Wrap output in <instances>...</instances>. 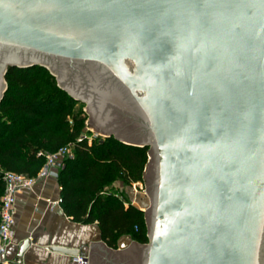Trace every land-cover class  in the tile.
Returning <instances> with one entry per match:
<instances>
[{"label":"water","instance_id":"95a60500","mask_svg":"<svg viewBox=\"0 0 264 264\" xmlns=\"http://www.w3.org/2000/svg\"><path fill=\"white\" fill-rule=\"evenodd\" d=\"M33 65L89 102L63 71L90 86L99 67L135 108L106 102L132 135L87 125L151 156L148 242L48 250L77 264H264V0H0V102L9 67Z\"/></svg>","mask_w":264,"mask_h":264},{"label":"trees","instance_id":"16d2710c","mask_svg":"<svg viewBox=\"0 0 264 264\" xmlns=\"http://www.w3.org/2000/svg\"><path fill=\"white\" fill-rule=\"evenodd\" d=\"M6 80L0 102L1 170L35 175L45 161L39 151L74 142V153L64 158L57 177L64 212L74 221L97 223L110 247H118L123 235L148 242L144 211L106 186L142 181L149 145L128 144L114 136L77 141L86 115L76 112L77 99L44 66H11ZM3 189L0 172V204Z\"/></svg>","mask_w":264,"mask_h":264},{"label":"crops","instance_id":"0c3cea01","mask_svg":"<svg viewBox=\"0 0 264 264\" xmlns=\"http://www.w3.org/2000/svg\"><path fill=\"white\" fill-rule=\"evenodd\" d=\"M60 197L61 186L56 176L39 179L31 189L18 193L15 233L5 255L7 259L13 261L19 242L27 237L31 244L24 253L23 264H76L73 256L50 251L47 245L80 247L90 257L92 240L103 241L99 226L72 220L64 212ZM133 240L121 236L118 248L130 246Z\"/></svg>","mask_w":264,"mask_h":264},{"label":"built area","instance_id":"2783aa9c","mask_svg":"<svg viewBox=\"0 0 264 264\" xmlns=\"http://www.w3.org/2000/svg\"><path fill=\"white\" fill-rule=\"evenodd\" d=\"M93 138L86 133H82L77 141L87 140L91 143ZM74 142H69L60 146L55 151H39L38 154L45 158L41 168L35 175H28L13 170H1L4 189L1 196L0 204V264H10L11 261L6 258L8 247L13 240L16 225V200L19 192L25 189H31L35 183L42 178L48 176L58 177L59 169L63 164V160L67 156H71L73 152ZM60 197L59 202L61 203ZM73 261L77 263L84 262L81 255L73 256Z\"/></svg>","mask_w":264,"mask_h":264},{"label":"flooded vegetation","instance_id":"af4514ba","mask_svg":"<svg viewBox=\"0 0 264 264\" xmlns=\"http://www.w3.org/2000/svg\"><path fill=\"white\" fill-rule=\"evenodd\" d=\"M98 68L94 67V66L91 67L93 73L94 72L95 73L93 74V78L90 80L91 81L90 82L91 83L90 86H87L85 84L86 80H85L84 76L79 75V74H71V72H70V74H68L67 73L68 72L67 69H65L63 71V77L66 80H69L68 83L73 85V87L75 89H77L76 92L79 94V96L83 95L84 97H89L90 102H89V100H85V101L82 100V101L87 104V107H88V111L87 112L89 114V119L91 121V125L93 124L97 129H99L101 127H109L110 125L114 124L115 126H117L121 130V132L124 135H132V134H130L131 130L128 131V129H129L128 127H129V125L131 123H129V124L120 123L119 124V122L117 120H114L115 117H116V115H115L116 113H114L113 110L111 109V107L107 106V104H106L107 101L115 102V103H117L118 105H120V106H122L124 108L128 106L131 110H133L135 108H134L130 98L128 97V95L125 92V90L121 87L122 85L117 84L116 82H114L112 80H107V79H105V77L102 78L96 72L97 70L100 71ZM55 77L57 78L56 75H55ZM81 79L84 80V81H82ZM57 81H58V84H59L58 78H57ZM63 89H65V88H63ZM65 90L70 95H72L67 89H65ZM129 101L131 103V106L128 105ZM89 107H92V109L94 111L93 116H92V114L89 111L90 110ZM136 126L137 127L135 129L140 128L141 130L135 132L136 134H134L133 136H136V138H141V139L144 138L145 139L146 138V133L144 132V129H143L144 127H143L142 123L139 121V122H137ZM126 131H128V133ZM132 132H134V131H132ZM109 136H114V134L109 135Z\"/></svg>","mask_w":264,"mask_h":264},{"label":"rangeland","instance_id":"374dc122","mask_svg":"<svg viewBox=\"0 0 264 264\" xmlns=\"http://www.w3.org/2000/svg\"><path fill=\"white\" fill-rule=\"evenodd\" d=\"M86 105L87 104L85 102L80 101V100H77L74 104V109L76 110V112H82L83 111L86 115L85 116L86 117L85 129H84L83 133H86L89 137L93 138V140L98 139L100 137H105L103 133L97 132L87 125L88 120H89V114H88L87 110L84 108V106H86ZM149 150H150V146H148V149H147V162H146L145 169H144V175H145L147 163L151 158ZM73 153H74V150L72 152V155H73ZM106 189L107 190H114L115 192H118V193L121 192L122 197L125 198L126 202H132V203L138 205L144 211L145 224H146L147 235H148V227H147V220H146V214L145 213L147 211V208L149 206H151V196L147 190V183H146L145 176H144L142 181H138V182L126 183L124 181H122V182L118 181L115 183V185H112V184L107 185ZM127 236L132 238L131 235H127ZM116 248H118V247H116Z\"/></svg>","mask_w":264,"mask_h":264}]
</instances>
